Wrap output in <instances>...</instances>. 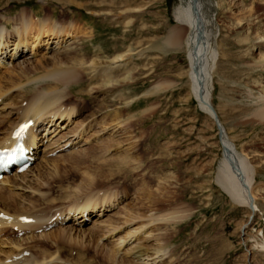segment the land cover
Here are the masks:
<instances>
[{
  "label": "rangeland",
  "instance_id": "rangeland-1",
  "mask_svg": "<svg viewBox=\"0 0 264 264\" xmlns=\"http://www.w3.org/2000/svg\"><path fill=\"white\" fill-rule=\"evenodd\" d=\"M180 1L0 0V30L4 20L9 21L7 33L15 23L18 26L20 11L32 19H27L32 38L21 48V57L12 59L16 41L12 34L7 48L0 49V80L14 78L22 62L51 65L55 51H75L77 58L99 64L97 72H84V85H73L65 102L67 108H74L73 115L55 120L51 128L46 121L38 127L36 161L25 176H11L32 186L17 190L26 195L17 201L18 207L29 210L30 201L44 195L46 202H34L35 210L50 208V215L65 211L75 199L60 193L74 191L87 171L97 169L110 176L108 184L96 189L107 193L109 200L88 220L69 218L61 223L53 217L46 227L0 233L2 260L5 252L21 251L16 246L30 243L33 246L23 255L34 253L50 263L56 255L44 258L43 247L34 244L47 241L71 248L64 253L65 260L57 261L61 264L94 260L102 264L119 260L125 264H264V122L254 117L264 98V0H201L209 46L217 61L209 102L227 139L252 168L249 209L234 205L215 181L222 147L212 117L188 96L185 49L174 51L163 45L168 30L177 27L173 10ZM254 5L262 8L252 14ZM249 15L252 18L246 23ZM35 19L66 27L59 39L63 42L55 44L57 39L48 33L38 38L40 24L33 23ZM181 35L185 40L187 31ZM117 55L124 57L115 59ZM105 66L114 69L101 73ZM38 73L17 81L19 89L11 88L0 97V137L20 120V92L34 87L32 79L42 74ZM90 88L97 94L90 92L93 101L87 104L80 93ZM52 165L58 179L50 181L55 188L45 192L48 187L40 177ZM9 186L12 182L0 184L4 189ZM161 216L177 219L159 221ZM179 216L184 217L179 220ZM64 229H72L71 238L57 236ZM77 230L84 236L77 237ZM89 234L94 236L90 242ZM156 244L164 247L165 255L154 254Z\"/></svg>",
  "mask_w": 264,
  "mask_h": 264
},
{
  "label": "bare ground",
  "instance_id": "bare-ground-1",
  "mask_svg": "<svg viewBox=\"0 0 264 264\" xmlns=\"http://www.w3.org/2000/svg\"><path fill=\"white\" fill-rule=\"evenodd\" d=\"M202 7L203 6H202L201 0H181L179 4L176 6V8H174L173 10V19L175 20L177 27H174L168 30L166 37L163 40V45L164 47L170 50H174V51L179 50V49L181 50L183 48L185 49L186 61L188 63V72L186 71L188 81H189L188 96H190L191 99H193L197 103V106L202 112H204L207 116L212 117L214 125L216 126L217 125L216 123L218 124L220 123L219 121L216 122V119L218 120V118L209 102V92L211 89L210 78H211V72L214 69L215 64H216L215 63L216 54L211 50L209 46V36L205 29L206 25L203 19ZM261 8L262 7L259 5H254L253 7L250 8L249 12L254 14L257 12V10ZM27 13L28 12H25L24 10L20 11L18 15L20 23L18 26H17V23H15L11 32L7 33V31H5L7 26H9L8 20H4L5 21L4 27L3 28L1 27L2 29L0 30V47H1L0 49L1 50L7 48L8 36H10L11 38V34H12L13 37H15L14 39V41L16 40L14 43L15 46L12 49L13 52L11 54V56L13 55L14 58L12 57V59H18L19 57L22 56L23 51H21V48L27 47L28 45L27 41L32 38L28 36L29 31L32 27H30L31 25H29V22L27 21L28 19L29 21L31 20L30 22H32V19H30L31 18L30 14L29 13L27 14ZM32 17H34V15ZM259 17L260 16H257V19H259ZM250 18H252V15H249L248 18L245 20V22L249 23ZM236 21L240 23L241 20L238 19ZM33 23H36L37 26H38V23L40 24V26H38L39 29L37 31L38 38L40 35L48 33L50 35H53V37L57 39V42L55 44L59 45L60 43L63 42V39H61V41L59 39L63 35V33L66 32V29H65L66 27L64 28V26L62 27L61 25L57 26V24L56 25L54 24L55 22L54 23L51 22V24L46 25L43 21L41 22L40 20H37L35 22L33 21ZM45 25L48 27L46 28ZM183 30L187 31L185 40L182 38V35H181V32ZM197 32H200L202 35L201 41L198 43V45L196 44ZM72 33L74 34L82 33V36L86 35L84 34L83 31H79V30H77V32L76 30H74L72 31ZM67 51L65 50V52L63 51V53H59V54H57V52L55 51L54 52L55 54L53 55H55L54 58H56L55 59L56 61L51 62V65H49L47 61L41 62L37 66H29L27 65L28 64L27 62H22L21 67H19L20 70L19 72H17L14 78L9 76L6 79L0 80V97H2L11 88H15V87H18V89L20 88V85H18L19 83H17V81H20L29 75H34L35 73L38 72V70L40 73H42L41 77L32 79L33 80L32 83H35L34 87L28 90H23L22 92L19 91L22 94L20 96L22 97V99L20 100L21 104L24 103V105L20 104V107L17 108V111H18L17 116L19 117L20 120L16 123L15 126L13 125L14 127L12 128L10 132H6L2 134V136L0 137V149L10 148L16 142V140L13 138V132L15 131L16 127L20 123L26 122L28 120L33 121L34 126L29 128L28 133L26 134V138L23 141L28 147L30 146L39 147L40 146L38 143L39 135L37 134V131H39L40 129L39 126L41 123L46 121L47 124L48 123L50 124L60 118L68 119L70 118V115L74 113L72 111L74 108L72 107L67 108L65 106V102L69 100V98H67L68 95L71 94L72 96L73 85H79V86L84 85L83 83L85 81H83V79L86 78V76L84 75V72L86 74L92 73V72L95 73V71L97 72L99 64L95 62L94 60L86 61L84 58H79V56L77 58V55H73L75 52L73 50H72L73 52H70V51L67 52ZM59 56L61 57V59H57ZM123 57H124L123 55H117L115 56V59H121ZM112 69H114V67L105 66L103 67V69L100 68L99 70H101V73H105ZM40 73H38L37 75H39ZM97 75H98L97 73L94 74L87 81L90 83V81H93V79L97 77ZM27 79H29V77ZM200 80H202L203 82L202 85L206 87V89L203 88L204 92L200 91L201 90ZM92 91L94 90L90 88L89 92L87 91V93H80L81 94L80 96L83 99L87 98L85 100V103L87 104L93 101V97L91 95L90 96L88 95ZM95 94H97V91L96 92L94 91V95ZM260 102L262 106H260L259 110L255 113L254 117L258 121L264 122V98H261ZM1 104H3L2 100L0 102V105ZM92 114H95L94 109L90 115L92 116ZM8 121L9 120L6 119V123H8ZM51 126L52 124H50L49 128H51ZM224 136H225V139L223 138L221 142L222 144H224V146L229 148L230 150L229 156L231 160L230 159L226 160L227 158H225L224 156L223 157L221 156V158L219 159L217 163V168L215 172V181L217 185L220 187V189L225 193V195H227L229 200L234 205L248 208L249 206H251V204H253L251 200L253 198L251 194V184L254 179L252 168L249 165V162L247 161V159L242 154L235 151V148L232 146V144L227 139L225 132H224ZM220 147H222V145ZM38 152H39V149H38ZM91 158L92 160H97L94 156H91ZM30 166H28V168H30ZM55 170H56V167L52 165V169L44 171V173L40 177V181L44 182V185L46 184L45 186L48 187V189L45 188V192L47 191L50 192L51 190L55 188L53 186V183L55 182L54 180L58 179V177L54 176ZM27 171L28 170L20 173L21 175L14 173V177L15 175L25 176V173ZM96 171L97 169L87 171L84 174V177H82L80 179V182L76 185V188L74 189V191H70L68 193H66L67 191H64L65 194L60 193L62 197L66 199L69 198L70 200L71 199H75V200L73 204H70V206H67L68 208L65 211H61V212L57 211L59 213H54L51 215L49 212L51 210L50 208H49L50 210L48 209V211L44 209H40V210H38L37 208H36L37 210L34 209V206H35L34 202H39V203L46 202L47 197L44 195L36 196V199H32L33 202L30 201L31 208L29 210H25L24 208H19L17 205V201L21 198L26 197V195L23 197L24 194L17 193L19 192L17 190L19 188H22L23 190H25V188H32L31 184L25 183L26 185H22V183L16 182V180L11 179L12 174L7 177L2 178L0 180V184L12 182V186L11 187L9 186L10 188L7 187L5 189L0 188V214H1L0 215V226L1 227L4 226L3 228L0 227L1 228L0 233H3L4 235H12L15 233L14 228H17L18 230L23 231L24 229L28 230L29 228L39 229V228H42L43 226L46 227L48 225V222H51L53 217H54L55 222H61V223L69 218L70 219L76 218L78 220L84 218L83 221L88 220L90 215L93 213L94 210L98 208V206L99 208L102 207L103 204H105L107 200H109L108 199L109 196L107 193L100 194L99 190H96V189L108 184L107 182L109 181L110 176L105 175V172H101V171L96 172ZM68 178H69V181L70 180L72 182L75 181V179L73 180L74 176L73 177L68 176ZM50 181H53V183L51 184ZM93 191L94 193H92ZM70 213H73L74 215L70 216ZM170 215L172 214H169V216ZM183 217L179 216L178 219L182 220ZM175 218L177 219V216L169 217V218H165L164 216H161L159 217L160 220L158 218L157 220L173 221L175 220ZM21 219H28L29 223ZM128 219H130V217H128ZM109 230H112L111 232H113L115 229L112 227ZM109 230H106V232H108ZM71 232H72V229L67 230V231L64 229L62 231H59V234H57V236L65 237L64 235H66V238H71L73 235L71 234ZM77 232H78L76 233L77 237L79 235L81 237L84 236V233H81L80 230H77ZM87 236L89 237V242L94 237L93 234H89ZM33 238H35V236H33L32 234L31 239ZM123 239H124V236H123ZM34 244H36L37 246L43 247L44 250L40 249V253L43 255L44 258H49L55 254L56 257L54 261L51 260L52 262L50 263L43 262L39 260L37 256L33 255L34 253L33 254L29 253L27 256L23 255L25 252H29L31 246H33V245L30 246V243L28 244L26 243L24 245L16 246L17 248H20V249L22 247L21 251L5 252V255L7 257L3 258L4 260L0 258V264H61L60 262H57V261L65 260L64 258L66 255L64 253L69 254L71 252L70 251L71 248L65 247V245H62L60 243L50 244V243H47V241L45 242L36 241V243ZM155 246L156 247L154 250V254L159 253L160 254L159 256L165 255L164 247L161 244H156ZM116 250L119 251L118 249ZM85 253H87V251ZM113 254L114 252L113 253L111 252V255ZM9 257L10 259L13 257L11 261L7 260V258ZM61 262L64 263L65 261H61ZM92 264H102V263L101 262L98 263L97 261L94 260L92 261ZM118 264H125V261L119 260Z\"/></svg>",
  "mask_w": 264,
  "mask_h": 264
},
{
  "label": "water",
  "instance_id": "water-1",
  "mask_svg": "<svg viewBox=\"0 0 264 264\" xmlns=\"http://www.w3.org/2000/svg\"><path fill=\"white\" fill-rule=\"evenodd\" d=\"M175 21V20H174ZM201 33L200 32H197V34H196V44L198 45V43L201 41ZM197 74H199V73H197ZM200 84H201V90L200 91H202V92H204V89L203 88H205L206 89V87H204V85H202L203 84V82H202V80H200ZM210 92H209V99L211 98L210 97ZM216 118V117H215ZM216 122H218V120L216 119ZM217 125L215 126V128H216V130H217V137H218V141L220 142V144L222 145V148H221V156L223 157H225V158H227L226 160H231V158H230V150H229V148L228 147H226V146H224V144H222V142H221V140L224 138L225 139V136H224V131H223V128H222V126L220 125V124H218V123H216ZM233 161V160H232ZM234 162V161H233ZM231 164H233V163H231Z\"/></svg>",
  "mask_w": 264,
  "mask_h": 264
},
{
  "label": "snow or ice",
  "instance_id": "snow-or-ice-1",
  "mask_svg": "<svg viewBox=\"0 0 264 264\" xmlns=\"http://www.w3.org/2000/svg\"><path fill=\"white\" fill-rule=\"evenodd\" d=\"M23 129H21V131H22ZM17 135H19V133H17Z\"/></svg>",
  "mask_w": 264,
  "mask_h": 264
}]
</instances>
